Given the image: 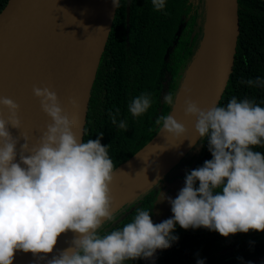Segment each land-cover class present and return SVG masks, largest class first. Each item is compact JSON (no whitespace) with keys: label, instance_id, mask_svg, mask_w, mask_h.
Here are the masks:
<instances>
[{"label":"clouds","instance_id":"1","mask_svg":"<svg viewBox=\"0 0 264 264\" xmlns=\"http://www.w3.org/2000/svg\"><path fill=\"white\" fill-rule=\"evenodd\" d=\"M152 4L159 11L165 0ZM113 6L118 8L119 0H113ZM240 83L264 87L259 77ZM32 91L51 123L35 145L22 137L18 160L19 139L9 127L21 128L19 105L0 98L8 110L7 119L0 117V264H13L18 251L51 254L58 238L68 232L74 234L70 246L48 264H125L151 258L178 239L172 235L177 224L185 230L203 227L223 237L264 232V154L255 150L264 147V107L254 100L233 96L224 106L213 103L208 108L185 100L184 114L195 118L197 139H207L212 159L186 174L175 199L161 194L171 205V218L153 223L150 210L137 208L122 228L100 235L102 225L114 219L111 185L117 170L108 147L100 138L83 141L56 92L48 87ZM164 102L173 105L172 94H166ZM151 104L150 94L142 93L128 110L139 117ZM118 115L119 109L110 113L113 124ZM156 124L160 133L186 136L185 126L171 114L159 117ZM118 127L127 125L121 120Z\"/></svg>","mask_w":264,"mask_h":264},{"label":"trees","instance_id":"2","mask_svg":"<svg viewBox=\"0 0 264 264\" xmlns=\"http://www.w3.org/2000/svg\"><path fill=\"white\" fill-rule=\"evenodd\" d=\"M8 1L0 0V13ZM119 5L92 88L83 140L100 138L108 147L114 169L160 132L161 126L156 124L159 117L172 113L201 50L209 18V0H165L164 9L159 11L152 0H120ZM238 6L240 33L234 69L218 105H226L235 96L264 107V87L240 83L257 77L264 80V0H239ZM142 93L150 94L152 104L146 113L133 117L128 105ZM166 94H172L173 105L164 102ZM116 109L119 115L113 124L110 113L115 114ZM121 120L126 129L118 127ZM255 150L264 154V147ZM211 159L207 139H198L181 159L188 162L178 180L168 178L172 167L116 209L113 221L102 225L99 234L122 228L133 219L137 208L150 210L153 223H157L165 201L161 194L167 195L165 188H183L186 174ZM172 235L178 239L160 250L154 264H238L264 256V232L223 237L203 227L185 230L177 224ZM125 264H145V258ZM257 264H264V258Z\"/></svg>","mask_w":264,"mask_h":264},{"label":"water","instance_id":"3","mask_svg":"<svg viewBox=\"0 0 264 264\" xmlns=\"http://www.w3.org/2000/svg\"><path fill=\"white\" fill-rule=\"evenodd\" d=\"M238 5L239 0H221L222 51L202 108L220 102L233 72L240 33ZM210 8L209 0L206 35L197 58L208 38ZM116 11L113 0H9L0 13V98H10L19 105L21 128L17 130L9 127L12 136L19 139L17 160L20 145L25 142L22 137H28L30 145H35L41 131L51 123L50 118L41 110L40 101L33 94V87H48L56 92L65 112L76 121L75 131L84 140L92 88ZM191 68L171 115L181 98ZM0 117L8 118V110L3 105H0ZM179 117V123L187 129L186 135L192 133L193 136L190 144L171 163L180 161L198 141L194 127L195 118L185 116L184 112H180ZM181 138L159 132L146 146L115 169L117 172L111 185L112 194L123 189L133 176L150 168L161 153L174 147ZM171 163L153 179L129 194L113 211L164 176L172 168ZM181 189V185L167 186L166 197L175 199ZM172 216L171 205L165 199L157 223ZM73 237L72 233L69 240ZM62 247L63 243L58 240L49 260ZM160 250L157 249L151 258L145 259V264H154ZM263 258L264 256H258L238 264H257ZM43 260V254L34 256L32 253L18 251L13 264H44Z\"/></svg>","mask_w":264,"mask_h":264},{"label":"bare ground","instance_id":"4","mask_svg":"<svg viewBox=\"0 0 264 264\" xmlns=\"http://www.w3.org/2000/svg\"><path fill=\"white\" fill-rule=\"evenodd\" d=\"M211 2V19L208 38L205 43V47L199 57L193 64L189 73L185 88L181 95V98L177 104L173 117L179 122L180 112H184L185 100L191 99L198 103L202 108L205 102V98L211 87L217 66L219 63L221 51H222V34H223V17L221 0H210ZM185 89H189L190 93H186ZM193 134H187L182 137L174 147L168 149L164 153H161L156 159L155 163L148 169L133 176L127 185L119 192L112 194L113 196V210L132 192L137 190L141 185L153 179L156 175L161 173L167 165L174 161L180 152L190 144ZM71 232L62 234L58 240L63 243V247L60 251L70 246L72 240L70 239ZM59 251V252H60ZM56 253V255L59 254ZM44 264L49 260L50 254H43Z\"/></svg>","mask_w":264,"mask_h":264},{"label":"rangeland","instance_id":"5","mask_svg":"<svg viewBox=\"0 0 264 264\" xmlns=\"http://www.w3.org/2000/svg\"><path fill=\"white\" fill-rule=\"evenodd\" d=\"M179 160H177L175 163L173 162V163H171V166H170V168L171 167H175L174 168V170H173V172H171L170 174H169V176H168V178H170V179H172V180H178V176H180V175H182L183 174V172L186 170V167H187V160H183V161H181L180 163L178 162ZM179 164H178V163ZM177 163V164H176ZM172 170V169H171Z\"/></svg>","mask_w":264,"mask_h":264}]
</instances>
